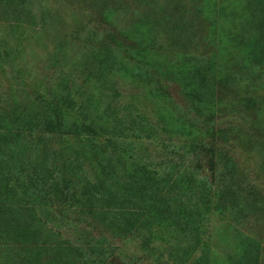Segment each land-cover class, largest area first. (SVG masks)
I'll return each mask as SVG.
<instances>
[{"label":"rangeland","instance_id":"374dc122","mask_svg":"<svg viewBox=\"0 0 264 264\" xmlns=\"http://www.w3.org/2000/svg\"><path fill=\"white\" fill-rule=\"evenodd\" d=\"M143 37L152 40L145 58L135 53ZM197 65L216 77V109L203 117L178 75ZM60 94L77 102L69 123L81 120L83 105L95 118L108 106L120 115L123 128L103 123L99 142L124 172L144 154L157 165L187 166L217 189L227 184L243 212L210 216L212 249L227 258L248 236L264 264V0H0V215L33 229L40 264H86L75 245L90 257L98 242L118 247L104 264H125L123 250L156 264L140 236L104 233L82 214L85 187L109 169L77 133L45 130ZM139 115L157 124L152 137ZM6 239L0 264H29Z\"/></svg>","mask_w":264,"mask_h":264},{"label":"trees","instance_id":"16d2710c","mask_svg":"<svg viewBox=\"0 0 264 264\" xmlns=\"http://www.w3.org/2000/svg\"><path fill=\"white\" fill-rule=\"evenodd\" d=\"M147 39L150 38H139L136 44L135 53L142 58H145L143 53L151 56L148 43L152 40ZM110 53L113 54L111 51ZM113 57L115 58L112 56L111 59ZM184 69L178 71V75L198 97L196 107L199 114L205 116L204 109L214 113L216 104L212 95L217 89L214 80L216 77L209 75L198 65ZM140 73L147 75V72ZM70 95L60 94L49 103L57 119L52 115L46 123H42L45 130L77 133L81 136L79 142L83 144L82 148H96V153L103 157L109 169L104 179L98 182V186H89L88 183V187H85L83 197L80 198L82 214L92 217L103 226L104 233L110 232L109 234L123 238L140 236L139 239L143 241L141 249L154 253L156 264H170L171 261L177 264H258L259 249L248 236H245L242 244L240 240L236 242L234 251L227 258H221L212 249L211 236H207L210 216L213 213L225 214L229 208L235 210L237 217L243 212L235 209L237 202L228 193L227 184H221L224 188L217 189L215 184L199 177L187 166L182 168L179 165L175 168L169 162L166 165H157L150 155L144 154L133 156L129 164L130 172H124L126 165L121 167L120 162H116L114 155L106 148L108 144L99 142L103 123H109L108 126L117 132L123 128L119 125L122 121L120 115L108 106L111 112L107 110L102 116L97 114L95 118L90 114L89 107L83 105L79 115L81 120L69 123L66 113L77 107L76 100ZM138 118L140 122H136L140 124L139 128L150 130L147 134L152 137L157 124L149 121L146 115H139ZM23 122L27 126V120ZM40 125L36 121L30 126L37 129ZM198 142L199 139L192 140V151L199 147ZM231 171L235 172L233 167ZM7 185L8 183L5 186ZM7 221L8 218L0 215V240L7 237L6 244H10L9 247L13 249L14 246H19L15 250L20 251L25 261L29 264H40L41 252L35 251L31 243L33 229L26 225L9 226ZM157 240L166 246L157 243L151 246ZM117 249V246H105L103 242H98L91 248L92 255L88 257L83 253L82 245L74 247V250H80L85 257L86 264H104ZM121 253L125 264H138L139 254L131 257L124 250ZM166 253L168 260L163 262Z\"/></svg>","mask_w":264,"mask_h":264}]
</instances>
